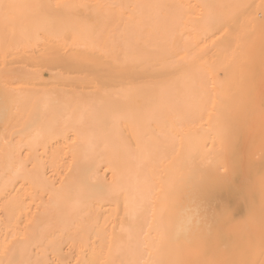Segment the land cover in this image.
I'll use <instances>...</instances> for the list:
<instances>
[{"label": "bare ground", "instance_id": "obj_1", "mask_svg": "<svg viewBox=\"0 0 264 264\" xmlns=\"http://www.w3.org/2000/svg\"><path fill=\"white\" fill-rule=\"evenodd\" d=\"M0 87V264H264V0H0Z\"/></svg>", "mask_w": 264, "mask_h": 264}, {"label": "rangeland", "instance_id": "obj_2", "mask_svg": "<svg viewBox=\"0 0 264 264\" xmlns=\"http://www.w3.org/2000/svg\"><path fill=\"white\" fill-rule=\"evenodd\" d=\"M50 82H52V81H50ZM46 87V86H45ZM50 87H52V85H49V88ZM6 90V89H5ZM7 92V91H6ZM4 96H2V95ZM6 94L7 93H4V90H3V88L2 87H0V97L2 96V98H1V101H0V110H3L4 111V114H3V119L0 121V145L3 147V143L1 144V134H3L4 133V131H5V128H6V126H7V124H8V119H10V117H9V115H10V108H11V105H10V101H9V98L6 96ZM3 98H5V99H3ZM4 101H5V103H4ZM6 104V105H5ZM1 106H2V108H1ZM5 106V107H4ZM10 106V107H9ZM8 107V108H7ZM6 108V109H5ZM9 112H8V111ZM0 146V151H2L0 154H3L4 153V151L2 150L3 148ZM5 154V153H4ZM4 156V155H3ZM3 156H1L0 157V160H2L4 157ZM5 159V158H4ZM18 159V158H17ZM2 162V161H1ZM0 162V163H1ZM3 163V162H2ZM0 169H2L1 171H3V165L1 166V164H0ZM1 171H0V173H1Z\"/></svg>", "mask_w": 264, "mask_h": 264}]
</instances>
